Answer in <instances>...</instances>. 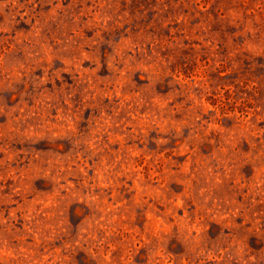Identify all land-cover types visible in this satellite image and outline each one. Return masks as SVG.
I'll return each mask as SVG.
<instances>
[{
    "label": "rangeland",
    "instance_id": "obj_1",
    "mask_svg": "<svg viewBox=\"0 0 264 264\" xmlns=\"http://www.w3.org/2000/svg\"><path fill=\"white\" fill-rule=\"evenodd\" d=\"M0 264H264V0H0Z\"/></svg>",
    "mask_w": 264,
    "mask_h": 264
}]
</instances>
